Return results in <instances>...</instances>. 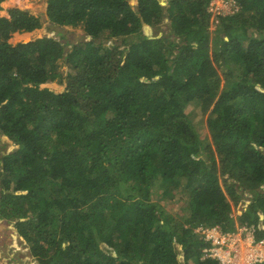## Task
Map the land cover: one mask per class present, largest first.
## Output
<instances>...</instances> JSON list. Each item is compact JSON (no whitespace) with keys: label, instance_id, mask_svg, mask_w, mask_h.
Returning <instances> with one entry per match:
<instances>
[{"label":"trees","instance_id":"16d2710c","mask_svg":"<svg viewBox=\"0 0 264 264\" xmlns=\"http://www.w3.org/2000/svg\"><path fill=\"white\" fill-rule=\"evenodd\" d=\"M47 2L52 23L84 24L66 55L84 72L61 92L42 87L66 44L12 43L41 20L0 16V133L20 145L3 158L1 215L38 264H220L196 227L264 224V0H238L213 32L211 0H170L168 14L161 0ZM165 15L168 31L150 37ZM238 184L253 199L236 219ZM176 199L173 214L162 201Z\"/></svg>","mask_w":264,"mask_h":264},{"label":"rangeland","instance_id":"374dc122","mask_svg":"<svg viewBox=\"0 0 264 264\" xmlns=\"http://www.w3.org/2000/svg\"><path fill=\"white\" fill-rule=\"evenodd\" d=\"M128 1L134 9L137 8V0ZM161 3L164 6V14H168L170 12V0H161ZM212 3L220 6V11L222 12L223 16L232 15L238 12L239 9H241L238 0H211L210 4ZM2 8L3 13L0 12V16H4V14H6L5 10L8 11L11 8H19L24 9L31 14L39 16L41 20V27L39 29L32 32L16 34L11 39L12 43L21 41L28 42L36 38L52 36L66 44L65 55L56 61V65L58 67L57 71L60 75L53 82L44 84L42 87H49L57 92H61L66 88L67 84L76 82V77L78 75L80 77L84 71L83 69H74L73 66L70 65V63L67 61L66 55L68 52H70V49L73 45L79 44L87 38L84 24L81 23L78 26H60L58 24L52 23L47 11L46 0H6L2 4ZM213 13H216V10L213 11ZM172 16L165 15L163 18L164 21L157 27H151V29L149 30V34L152 36H156L162 35L167 32L168 23L171 22ZM220 19L221 18L219 16H211V32H213L217 28L218 24L220 23ZM256 35L258 36L259 33L257 32ZM112 40L114 42L111 41L110 46L114 44H123L121 38H113ZM122 48H124V46L120 49ZM188 111L191 120L195 124L203 122L204 125L207 126L206 122L208 113H204L201 107L196 102L190 103ZM203 136L208 140L211 139L209 131H206ZM19 147L20 145L12 142L6 135L0 133V182L1 177L4 176V156L9 155ZM56 182L59 181L56 180L55 182H48L47 187L45 188V191H47L46 194L59 187ZM238 187L239 195L237 196V204L235 205L233 201L231 202L232 213L236 217V219L248 212L249 206L252 204L251 202L253 199V195L248 192L249 190L245 189L244 185L238 184ZM260 188L264 193V184ZM177 198H179V196H177ZM162 203L166 206L165 208L170 210V212L173 214H177L178 211H180L182 205L180 203H177V199L175 203H172L171 200L162 201ZM251 211L252 209L249 212ZM1 214L2 213L0 211V264H38V261L30 254L29 247L26 241L20 237L16 226L17 219H7ZM258 215L260 218L263 216L261 212H259ZM237 224H239L238 220L236 225ZM263 230L264 225L261 224V231L259 230L257 232L258 235H260ZM195 231L207 240L205 225L196 227ZM103 247L108 248V245L103 244Z\"/></svg>","mask_w":264,"mask_h":264},{"label":"built area","instance_id":"2783aa9c","mask_svg":"<svg viewBox=\"0 0 264 264\" xmlns=\"http://www.w3.org/2000/svg\"><path fill=\"white\" fill-rule=\"evenodd\" d=\"M216 6V7H214ZM222 14L220 6L212 3L210 11ZM207 240L212 247L205 249L206 255L217 259L221 264H256L264 261V239L257 237V227L240 224L232 232L219 227L206 229ZM250 240V242H244Z\"/></svg>","mask_w":264,"mask_h":264},{"label":"clouds","instance_id":"9594fccd","mask_svg":"<svg viewBox=\"0 0 264 264\" xmlns=\"http://www.w3.org/2000/svg\"><path fill=\"white\" fill-rule=\"evenodd\" d=\"M211 5V4H210ZM210 5H209V10H210ZM212 12V11H211ZM213 13V12H212ZM213 15L214 16H223V14H217V13H213ZM151 28V27H150ZM163 35V34H162ZM162 35H156V36H152V35H150L149 34V36L150 37H161ZM44 85V84H43ZM42 85V86H43ZM262 213V212H261ZM231 215L234 217V218H236L234 215H233V213H231ZM262 217L260 218L262 221L264 220V214L262 213ZM247 224H251V225H254V226H256L257 227V232L260 230L261 231V224H263V222H259V223H257V224H254V223H248V222H246ZM240 224H245V223H239V224H237V226L238 225H240ZM264 225V224H263ZM206 226V229H211V228H215V227H219L220 229H222L223 231H225L224 229H223V227L222 226H220V225H218V224H215V225H205ZM237 228V227H236ZM234 231V230H233ZM226 232H232V231H226ZM23 240H25L22 236H20ZM257 237L259 238V239H264V237L263 236H260V235H258V233H257ZM203 239L206 241V242H211L210 240H206L204 237H203ZM210 247H212V243H211V246ZM210 247H207V248H205V249H208V248H210ZM205 249L203 250V258H211L210 256H207L206 255V252H205ZM212 259H214V258H212ZM215 260H217V259H215ZM219 263H220V261L219 260H217ZM262 263H264V261L263 262H260V263H256V264H262ZM221 264V263H220Z\"/></svg>","mask_w":264,"mask_h":264},{"label":"crops","instance_id":"0c3cea01","mask_svg":"<svg viewBox=\"0 0 264 264\" xmlns=\"http://www.w3.org/2000/svg\"><path fill=\"white\" fill-rule=\"evenodd\" d=\"M5 1H6V0H5ZM5 1H4V2H5ZM13 1H14V0H13ZM4 2H3V3H4ZM47 3H48V2H47V0H46V5H47ZM8 4H9V3H8ZM5 13H6L7 16H9V15H8V12H7L6 10H5ZM64 26H65V25H64ZM18 34H20V33H18Z\"/></svg>","mask_w":264,"mask_h":264},{"label":"water","instance_id":"95a60500","mask_svg":"<svg viewBox=\"0 0 264 264\" xmlns=\"http://www.w3.org/2000/svg\"><path fill=\"white\" fill-rule=\"evenodd\" d=\"M143 25H146V22L143 20ZM147 26V25H146ZM149 29V28H148ZM151 29V28H150Z\"/></svg>","mask_w":264,"mask_h":264},{"label":"bare ground","instance_id":"6f19581e","mask_svg":"<svg viewBox=\"0 0 264 264\" xmlns=\"http://www.w3.org/2000/svg\"><path fill=\"white\" fill-rule=\"evenodd\" d=\"M244 242H250V240H246V241H244Z\"/></svg>","mask_w":264,"mask_h":264}]
</instances>
